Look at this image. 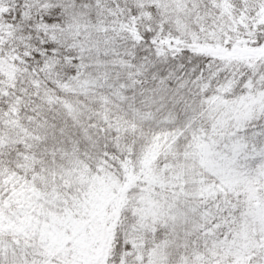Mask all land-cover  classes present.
Returning a JSON list of instances; mask_svg holds the SVG:
<instances>
[{
	"label": "snow or ice",
	"instance_id": "1",
	"mask_svg": "<svg viewBox=\"0 0 264 264\" xmlns=\"http://www.w3.org/2000/svg\"><path fill=\"white\" fill-rule=\"evenodd\" d=\"M0 264H264V0H0Z\"/></svg>",
	"mask_w": 264,
	"mask_h": 264
}]
</instances>
